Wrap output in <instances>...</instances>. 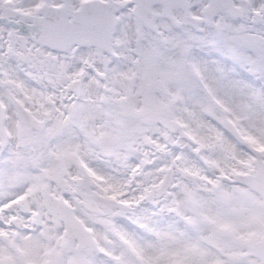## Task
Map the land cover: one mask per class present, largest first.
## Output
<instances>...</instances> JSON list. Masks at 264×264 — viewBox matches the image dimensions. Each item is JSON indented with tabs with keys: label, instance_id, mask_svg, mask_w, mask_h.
I'll use <instances>...</instances> for the list:
<instances>
[{
	"label": "snow or ice",
	"instance_id": "6c2138e0",
	"mask_svg": "<svg viewBox=\"0 0 264 264\" xmlns=\"http://www.w3.org/2000/svg\"><path fill=\"white\" fill-rule=\"evenodd\" d=\"M0 264H264V0H0Z\"/></svg>",
	"mask_w": 264,
	"mask_h": 264
}]
</instances>
